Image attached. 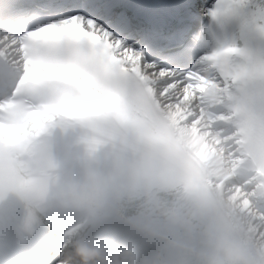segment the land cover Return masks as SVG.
Returning a JSON list of instances; mask_svg holds the SVG:
<instances>
[{
    "label": "clouds",
    "instance_id": "obj_1",
    "mask_svg": "<svg viewBox=\"0 0 264 264\" xmlns=\"http://www.w3.org/2000/svg\"><path fill=\"white\" fill-rule=\"evenodd\" d=\"M201 34L232 76L212 93L243 153L228 175L264 176V70L229 47L251 40L249 21L215 0ZM54 39L38 34L22 70L0 80V223L64 220L56 264H264V221L221 187L214 138L168 119L103 49Z\"/></svg>",
    "mask_w": 264,
    "mask_h": 264
},
{
    "label": "snow or ice",
    "instance_id": "obj_2",
    "mask_svg": "<svg viewBox=\"0 0 264 264\" xmlns=\"http://www.w3.org/2000/svg\"><path fill=\"white\" fill-rule=\"evenodd\" d=\"M212 0L211 4H214ZM232 11L249 21L251 40L230 45L246 58V67L264 70V0H230ZM207 0H174L168 4H133L129 0H0V80L13 79L30 57V42L51 30L55 47L71 44L103 49L126 75L134 77L168 119L194 125L217 142L224 175L221 187L254 222L264 221V176L234 182L229 170L243 160L237 138L224 127L213 86L230 90L205 52L201 34ZM173 9V23L159 14L143 17L139 9ZM72 30L78 32L71 36ZM222 51V50H221ZM43 62L55 63V57ZM219 77V78H218ZM230 189V190H229ZM253 202L256 206L253 207Z\"/></svg>",
    "mask_w": 264,
    "mask_h": 264
}]
</instances>
